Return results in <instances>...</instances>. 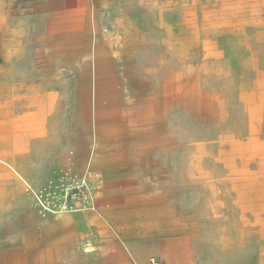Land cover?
I'll return each mask as SVG.
<instances>
[{
  "label": "rangeland",
  "instance_id": "rangeland-1",
  "mask_svg": "<svg viewBox=\"0 0 264 264\" xmlns=\"http://www.w3.org/2000/svg\"><path fill=\"white\" fill-rule=\"evenodd\" d=\"M92 205L163 224L142 264H264V0H0V264L121 255Z\"/></svg>",
  "mask_w": 264,
  "mask_h": 264
},
{
  "label": "crops",
  "instance_id": "crops-1",
  "mask_svg": "<svg viewBox=\"0 0 264 264\" xmlns=\"http://www.w3.org/2000/svg\"><path fill=\"white\" fill-rule=\"evenodd\" d=\"M89 217H96L99 221H101L109 230H114L120 242L119 246L122 249L121 255L110 256L106 254L94 253L89 247V243L85 242L83 248L85 249V255L79 258H73L71 256H58L52 258L48 264H142L145 261V255L147 251H150L154 248V242L152 241V237H148L146 234H132V232H138L139 227L144 224L143 220L139 218L138 215L132 214V216L128 219L118 220L117 213L111 209H100L97 210L96 207L88 212H85ZM71 217L65 215L61 217L59 220H47L46 224L56 227L58 225H62L67 223ZM145 226L148 227H161L163 224L158 223H145ZM154 235H165L164 231L155 230ZM153 235V236H154ZM151 236V235H150ZM136 240L138 245L136 247L130 246L128 241ZM94 243V242H93ZM161 248L163 250L164 256L167 254L168 250H170V245H172L171 241H165L163 239L159 242ZM104 247V246H103ZM106 247V246H105ZM165 249H167L165 252ZM152 258H157L164 263V259L159 255L151 256L146 264H150V260ZM46 264V263H45Z\"/></svg>",
  "mask_w": 264,
  "mask_h": 264
},
{
  "label": "built area",
  "instance_id": "built-area-1",
  "mask_svg": "<svg viewBox=\"0 0 264 264\" xmlns=\"http://www.w3.org/2000/svg\"><path fill=\"white\" fill-rule=\"evenodd\" d=\"M37 198L41 204L40 210L43 214L77 210L84 206L86 207L90 203L86 185L81 179L67 181L63 185L61 194L52 196L42 192ZM87 202L88 204H86ZM150 264H163V262L157 258H152Z\"/></svg>",
  "mask_w": 264,
  "mask_h": 264
},
{
  "label": "bare ground",
  "instance_id": "bare-ground-1",
  "mask_svg": "<svg viewBox=\"0 0 264 264\" xmlns=\"http://www.w3.org/2000/svg\"><path fill=\"white\" fill-rule=\"evenodd\" d=\"M96 206L95 205H92V207L90 208L91 210L94 209ZM60 213V212H59ZM56 214V213H55Z\"/></svg>",
  "mask_w": 264,
  "mask_h": 264
}]
</instances>
